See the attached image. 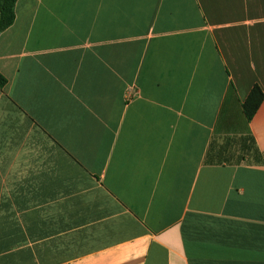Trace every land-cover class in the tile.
I'll return each instance as SVG.
<instances>
[{"label": "crops", "instance_id": "crops-1", "mask_svg": "<svg viewBox=\"0 0 264 264\" xmlns=\"http://www.w3.org/2000/svg\"><path fill=\"white\" fill-rule=\"evenodd\" d=\"M0 74V264H264V0H17Z\"/></svg>", "mask_w": 264, "mask_h": 264}, {"label": "trees", "instance_id": "trees-1", "mask_svg": "<svg viewBox=\"0 0 264 264\" xmlns=\"http://www.w3.org/2000/svg\"><path fill=\"white\" fill-rule=\"evenodd\" d=\"M17 0H0V33L8 29L14 22V7ZM6 84L5 78L0 74V89ZM264 99V93L254 86L249 92L246 100L242 104L243 113L246 121H250L258 110L260 104ZM246 141L245 149L252 154L253 161L258 163L260 156L254 146L252 137L244 138Z\"/></svg>", "mask_w": 264, "mask_h": 264}]
</instances>
